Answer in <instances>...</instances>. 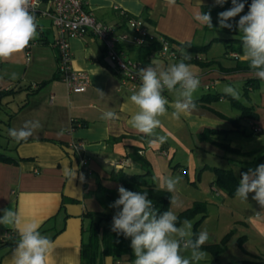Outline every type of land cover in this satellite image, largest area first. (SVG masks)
<instances>
[{"label":"crops","instance_id":"0c3cea01","mask_svg":"<svg viewBox=\"0 0 264 264\" xmlns=\"http://www.w3.org/2000/svg\"><path fill=\"white\" fill-rule=\"evenodd\" d=\"M87 3L92 14L99 20L118 24L120 9L140 17L152 34L165 36L173 44L192 42L200 45L199 40L209 41L214 37V33L204 31L203 26L194 19V14L198 9L202 11L203 5L215 4L216 0H176L173 6H169L167 0H87ZM120 27V31L127 30L122 23ZM32 42V49L36 54L34 62L36 66L45 68V78L33 79L29 85L36 83L34 88H38L39 83L43 82L41 87L46 88L45 99L37 97L39 90L35 93L26 90L23 102L18 105L17 110L9 114L7 125L8 130L19 129L25 121L38 120L41 127L34 130L25 141L16 142L8 135V131L4 135L6 140L0 139V150L16 160L13 163L0 161V217L5 209H11L21 219L19 226L0 224V240L11 237L14 233L19 234V228L36 222L39 229H48L45 232L47 236L58 231L50 239L53 242V252L49 264H81V249L87 240L90 224L86 213L104 210L94 194L95 189L99 184L107 188H119L120 184L111 179V172L119 169L116 165L123 159H130V164L122 167L124 171L142 173L144 167L132 155L142 156L151 170L149 179L158 187L160 177H173L176 169L185 172L186 166L182 164L183 160L177 155L178 148L173 144L188 152V169L193 175L197 167L212 172V184L216 177L213 167L230 169L237 177L264 164V81L257 80L247 84L248 79L255 78L251 70H231L237 61H246L243 51L236 53L223 49L220 58H208L203 54L181 49L179 58L172 63L171 60L150 57L144 67L155 61L162 68H166L178 63L184 53L190 54L191 58L204 62L202 65L198 64L199 68L195 72L201 77L200 87L206 89L208 94L220 93L221 96L219 100L206 106L197 107L188 116H181L179 121L171 118L173 109L169 107V115L160 117L161 126L155 130L153 136H147L133 129L128 123L131 115L137 111L129 98L138 87L132 89L129 84H123L100 60L104 53L99 40L89 36L69 39L73 68L89 75V85L81 93L68 92L64 82L59 79L55 51L50 53V49L46 47L51 43L47 36L43 35L39 41ZM133 47L129 45L125 49L131 57L137 58ZM233 53L237 57L232 56ZM231 57L234 59H229ZM31 60L27 62L25 59L26 65ZM211 60L214 62L207 63ZM204 83L211 85L206 88ZM226 85L238 90L239 97L236 99L252 110V117H242L240 110L230 104L223 92ZM11 88L13 87L0 86V90ZM13 89L17 91V88ZM19 94L15 92L4 97L0 103L6 100V105L9 106ZM164 96L170 103L175 99L174 94L168 91ZM225 102L228 103L227 107ZM106 111L115 112L118 119H102L101 116ZM253 126L260 128V132H253ZM204 128H218L220 131L217 130V133L209 136L217 142L228 144L234 151L221 156L218 162H211L207 156L198 154L196 145H192L195 142L187 138L188 135L202 138ZM185 130L188 131L186 135ZM159 136L166 137V141L162 144L158 141L153 143ZM73 143L79 144L78 151L72 148ZM81 157L86 159V165L81 164ZM175 158L178 160L174 162ZM73 166L78 171L76 178L70 182L64 175V169ZM81 173L85 178L83 182L80 180ZM220 191L223 199H210L206 202L207 211H210L209 207L212 205L218 210L226 208V198L232 196ZM260 209L258 217L246 221L237 220L241 222L239 237L245 236V240L241 246L237 239L236 242L247 257L264 259V207L260 206ZM208 215L207 212L206 217ZM202 222L198 226V232ZM13 249H8L0 242V264H11ZM124 257L129 263L123 257L113 259L107 255L102 258L101 264H131L129 254L124 253Z\"/></svg>","mask_w":264,"mask_h":264},{"label":"clouds","instance_id":"9594fccd","mask_svg":"<svg viewBox=\"0 0 264 264\" xmlns=\"http://www.w3.org/2000/svg\"><path fill=\"white\" fill-rule=\"evenodd\" d=\"M175 2L176 0H167L169 6L175 5ZM225 2L226 0H216V4L221 6ZM231 3V8L218 13L219 28L231 30L233 23L230 21L239 16L235 24L239 33H242L244 58L253 76L264 81V0H252L244 15L240 14L245 8V0H231ZM194 19L202 26L213 28L210 12L198 9ZM37 27L32 0H0V62L10 60L29 47L30 42L39 35ZM190 59L191 55L184 53L178 63L166 68L152 61L147 67L137 71L141 83L129 98L137 108L128 121L133 129L153 136L161 126L160 117L169 115V107L173 109L171 118L176 121L196 110L194 93L201 81L192 66L185 63ZM16 78L17 74L12 73V79ZM165 90L174 94L175 99L171 103L163 95ZM223 92L233 98L239 97L238 90L231 85H226ZM101 118L116 120L118 116L113 111H106ZM40 127L38 120H29L19 129H9L8 135L16 142L25 141ZM157 141L162 144L166 137L159 136L152 142ZM77 171L75 166L66 167L64 175L72 182ZM84 179L81 173L80 180L83 182ZM181 180L179 175L162 176L158 183L161 189L175 193ZM118 193L119 198L109 205L116 210L111 231L130 238V247L135 256L131 264H199L206 258L207 252L202 250L209 238L206 230L200 231L193 239L192 223L184 219L181 226H177L178 216L175 212L168 210L159 213L146 191L134 192L120 186ZM250 193H254L252 198L264 207V164L241 173L235 197L247 201ZM170 206H179L175 195L170 197ZM0 224L19 226L21 219L13 210L5 209L0 217ZM38 229L36 222L27 223L18 229L19 239L12 252L11 264H49L53 242ZM184 252L190 255L185 256Z\"/></svg>","mask_w":264,"mask_h":264},{"label":"trees","instance_id":"16d2710c","mask_svg":"<svg viewBox=\"0 0 264 264\" xmlns=\"http://www.w3.org/2000/svg\"><path fill=\"white\" fill-rule=\"evenodd\" d=\"M251 4L250 0H245V8L248 9L249 5ZM229 7H232L231 0H226V2L221 6L218 4H208L203 5L202 12H210L212 17V23L213 28H208L206 26H203V29L206 33L213 32H228L233 35V37H212L207 43L204 44H194L192 42H184V43H177L173 44L171 40H169L167 37L163 36L164 39L169 41L171 46L176 50V57L174 60H177L180 56V50L181 49H187L188 52L192 53H205L209 49L211 42L213 40H216L218 42L224 43L227 51H233L236 53H242V42H241V36L242 33H239L235 22L239 20V16L235 17L230 23H233V28L227 29H221L218 25V13L227 10ZM132 15L124 12L122 15H118L119 22L124 24L126 22V19L131 17ZM160 47V42L156 38H152L149 43H147L144 46H134L132 49L136 52V57L140 59L143 64L147 62V60L150 58V55L153 54L158 48ZM100 60L103 61V63L113 72L114 75L117 77L119 76L116 69L113 67H110L106 62L104 61V55L100 56ZM188 62H194L199 65H202L204 62H200L199 60L195 58H191L190 60H186L185 63ZM214 61H209L207 63H212ZM231 70H242V71H249L248 63L247 61H237L235 66ZM258 79L251 78L248 79L246 82L247 84H251L253 81L254 83L257 82ZM38 88H32L30 85H27L25 87L26 90H29L31 93H35L39 90V88L42 86L43 82L39 83ZM16 90L13 88L9 90H0V102L4 97L10 96L13 93H15ZM221 94H203L202 96L198 98H194L195 103L197 107L199 106H206V104H209L211 102H214L216 100L220 99ZM230 101V104L239 109L242 117H252L253 112L252 110L241 103L238 99L233 98L230 95H225ZM1 104V103H0ZM210 108V107H208ZM213 112H216L212 108H210ZM217 114V112H216ZM8 124V122H7ZM82 125H85V123H82ZM217 129H203V132L201 134V137L206 138L208 140L213 141L214 143L225 146L227 149L234 151L233 148H230L228 144L217 142V140L213 139L209 136V134H215L217 133ZM8 131V129H7ZM220 131V130H218ZM205 134V135H204ZM134 159H136L143 167L144 171L142 173H136L132 172L129 173L127 171H124L122 168H119L116 171L111 172V179L118 182L120 186H123L127 190L134 191V192H144L146 191L148 193V198L152 200L154 207L157 209L159 213H163L168 210L170 205V197L171 193L167 192L164 189H161L160 187L156 186L154 183H152L151 179H149V176L151 175V170L149 169V165L147 161L140 155H132ZM0 161L5 163H13L16 160L6 152L0 150ZM212 170L215 172V180L214 182L222 189L227 195L234 196L236 187L239 185L238 178L232 173L230 169H223L218 167H213ZM96 198L103 206L104 210L102 212H87L86 215L90 219V224L88 227V235L87 240L84 242V245H82L81 249V264H101V260L103 257L109 255L113 257V259H116L118 257H121L122 254H129V259L132 262L135 259L134 253L132 248L130 247L131 240L130 238H125L123 235H117L115 232L111 231V225H112V218L115 214V209L109 207L110 204H112L116 199L119 198L118 188H107L102 185H98L97 189H95L94 192ZM197 215L199 217L195 218ZM207 215V209H206V203L204 201L199 203V205L194 204L192 207L179 212L178 216V222L177 226L182 223L184 219H191L194 218L193 222V239H195V236L199 234L198 232V226L202 219L206 217ZM40 233L49 239H52L56 233L54 232L51 236H47L45 232L48 230L45 229H38ZM231 233L225 234L222 239H220L217 243H210L205 244L203 246L204 251H207L208 253H211L213 256H218L224 250L226 249V243L228 239L230 238ZM238 244L241 246L242 243L245 240V236L237 237ZM19 239V234H15L11 237H8L6 239H1L0 242L4 244L5 247L8 249L14 248L17 241ZM228 264H264V259H261L260 257H249V258H243V259H234L230 260Z\"/></svg>","mask_w":264,"mask_h":264},{"label":"rangeland","instance_id":"374dc122","mask_svg":"<svg viewBox=\"0 0 264 264\" xmlns=\"http://www.w3.org/2000/svg\"><path fill=\"white\" fill-rule=\"evenodd\" d=\"M247 12H248V9H244L240 15H244ZM38 23H42L43 25L40 27L41 30L37 28L39 35L35 40L39 41V38H41L43 35L44 36L46 35L49 41L52 42L53 27L50 24V22L45 18V19H40ZM214 36L233 37V35L228 32H215ZM207 41L208 39H206L205 41L199 40L198 43L204 44ZM210 46L211 47L208 52L202 53L204 57L206 56L208 58H220V54L222 50L223 49L226 50L224 43L218 42L216 40H213ZM46 47L50 49V53L52 51L56 52V49L52 47L51 44H47ZM43 55L45 56V43L43 44ZM234 57H237V55ZM234 57H231L229 59H234ZM35 58H36L35 50L32 49V55H31L32 60L29 65H26L25 63L24 52L14 55L8 61L1 62L0 86L2 87L10 86L13 88H17L16 92L18 94L19 93L22 94V95L19 94L15 98V100L9 104V106L6 105V102H5L6 100H4L3 103L0 105V139H2L3 141L6 140L4 135L7 134V129H8L7 122H8L9 114L13 112V110H17L18 105L23 102L22 101L23 97L27 94L25 87L29 85V83L33 79L36 80L38 78H45V68L36 66L35 64L36 62H34ZM158 59L162 60L160 58ZM172 61L173 60H171V63ZM187 64L192 66V69L194 72H196L197 69L199 68V65L197 63L188 62ZM12 73L17 74L16 79H12ZM45 90H46L45 86L41 87L39 91L36 93L37 97H41L42 99H45ZM201 92H204V94L208 93L206 89L199 87L198 90L194 93V96H199V97L202 96ZM224 105L227 107L228 103L225 102ZM222 108H224V106H222ZM209 110L212 111L211 109ZM187 133L188 131L185 130L184 135H186ZM187 139L190 141H194L195 143H193L192 145L193 146L196 145L195 150L197 151V153L207 156L208 158H210L211 162H213L214 160L218 162L221 156L227 155V152H233L232 150L227 149L225 146L218 145L214 143L213 141L208 140L203 137L196 138V136L192 135L189 137L188 135ZM170 143H171V140H170ZM173 146L178 148L177 155L181 160H183L184 163L182 164H184L186 167L184 166L185 167L184 173H182L180 170H177V169H176V172L174 173L173 177L177 175L182 177L181 182L177 185L175 193H171V196L175 195L178 198L179 206L169 205L168 210H172L173 212H175L176 215H178L179 212H182L192 207L196 203L197 205H199V203L201 204L202 201L206 203V202H209L210 199L214 200V198L221 201L223 199V194H222V191L220 190L222 189H220V187L215 182H214L215 185L211 183L212 181L211 176L213 175L212 172H209L208 169L197 167V169L194 170L195 173L193 175L192 171L188 169V166H189V164L187 163L188 152H186L184 149L179 148L177 144H173ZM175 160H178V159L175 158L174 162ZM237 178L240 181L241 176L237 175ZM253 195L254 193H250L247 201H241L235 196H232L231 198L230 197L226 198L227 199L226 208L222 207L221 210H218L217 207H214L215 205L214 206L212 205L209 207L210 211H207L209 215L206 218H204V220H202L203 222L200 225L199 232L202 230L207 231L208 237H209L207 241L208 243L218 242L220 238L222 239V237L228 232L231 233L230 234L231 236L226 243V249L224 250V252H222L216 257L207 252L206 258L203 261H200L199 264H228L230 260L249 258L247 257L248 255H246L241 250V247L238 246L236 239H238L237 237H239L240 235L239 230L241 229L240 227L241 222L239 221L241 220L246 221L249 218L258 217V215L261 212L260 205L257 203V201H255L252 198ZM206 206H207V203H206ZM197 217H199V215H197L195 218ZM188 220L193 225L194 218H191ZM235 230L238 232L237 234ZM183 254L185 256L190 255V253L188 252H184ZM122 257L125 259L126 262H128L126 257H124V254L121 255L120 259ZM126 262L124 263L126 264Z\"/></svg>","mask_w":264,"mask_h":264},{"label":"built area","instance_id":"2783aa9c","mask_svg":"<svg viewBox=\"0 0 264 264\" xmlns=\"http://www.w3.org/2000/svg\"><path fill=\"white\" fill-rule=\"evenodd\" d=\"M252 2V0H250ZM33 10L36 15L38 29L40 19H48L54 29L53 40L50 43L56 49V71L59 79L64 82L68 92H84L89 85V75L85 71L77 70L72 66V52L69 39L72 37L83 38L85 36L99 40L103 45L105 57H109L114 63V68L123 84H129L132 89L139 87L141 81L137 75L140 68H145L143 62L131 57L126 46H144L152 38L160 42V47L150 55L165 60H173L176 50L163 36L152 34L145 22L137 16H131L124 23L126 31H120L121 23L111 24L97 19L88 7L87 0H32ZM124 11L118 10V15ZM33 42L24 50L27 62L31 60ZM236 56L235 53L232 54ZM201 81V77H199ZM201 85V83H200ZM208 88L211 83L203 84ZM36 87V83L30 85ZM167 90L164 91L163 95ZM52 98V96H51ZM253 132H260V128L253 126ZM72 148L78 151L80 146L73 143ZM81 164L86 165V159L81 157ZM130 164V159H123L117 163V168ZM6 237V235H5Z\"/></svg>","mask_w":264,"mask_h":264},{"label":"water","instance_id":"95a60500","mask_svg":"<svg viewBox=\"0 0 264 264\" xmlns=\"http://www.w3.org/2000/svg\"><path fill=\"white\" fill-rule=\"evenodd\" d=\"M105 62L106 64H108L110 67H114V63L111 61V59L109 57H105Z\"/></svg>","mask_w":264,"mask_h":264}]
</instances>
